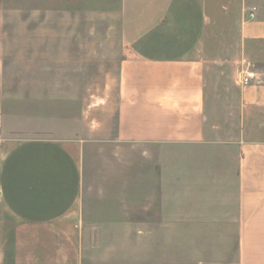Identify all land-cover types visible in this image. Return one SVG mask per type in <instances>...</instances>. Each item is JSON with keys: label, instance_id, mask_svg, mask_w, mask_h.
I'll return each mask as SVG.
<instances>
[{"label": "crops", "instance_id": "1", "mask_svg": "<svg viewBox=\"0 0 264 264\" xmlns=\"http://www.w3.org/2000/svg\"><path fill=\"white\" fill-rule=\"evenodd\" d=\"M119 17L116 141L160 146L162 232L179 246L210 236L216 264L232 250L235 264H264V0H119ZM235 62L234 106L217 82ZM2 117L0 77V264H86L101 229L85 202L86 140L8 136Z\"/></svg>", "mask_w": 264, "mask_h": 264}, {"label": "rangeland", "instance_id": "2", "mask_svg": "<svg viewBox=\"0 0 264 264\" xmlns=\"http://www.w3.org/2000/svg\"><path fill=\"white\" fill-rule=\"evenodd\" d=\"M74 1L75 9L67 0H0L5 10L1 131L13 137L86 140L85 202L91 224L101 225L100 235L92 230L89 237L86 264H200L199 255L201 264H216L209 260L208 250L215 248L210 236L197 244L195 237L183 236L179 246L162 232L160 146L116 141L118 68L124 53L119 0ZM242 66L228 65L217 82L230 87L219 95L232 97L234 106ZM222 206L232 213L231 203ZM147 222L149 232L143 229ZM134 227L140 232L129 234ZM224 238L227 243L218 248L234 249L233 236ZM233 251L217 264H235Z\"/></svg>", "mask_w": 264, "mask_h": 264}, {"label": "built area", "instance_id": "3", "mask_svg": "<svg viewBox=\"0 0 264 264\" xmlns=\"http://www.w3.org/2000/svg\"><path fill=\"white\" fill-rule=\"evenodd\" d=\"M250 16H253V13H250ZM254 79H256L254 71H247L240 77V83L242 85H249Z\"/></svg>", "mask_w": 264, "mask_h": 264}]
</instances>
